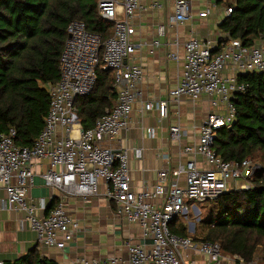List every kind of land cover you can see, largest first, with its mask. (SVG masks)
Wrapping results in <instances>:
<instances>
[{
	"label": "built area",
	"instance_id": "built-area-1",
	"mask_svg": "<svg viewBox=\"0 0 264 264\" xmlns=\"http://www.w3.org/2000/svg\"><path fill=\"white\" fill-rule=\"evenodd\" d=\"M221 1L226 5L224 17L230 16L235 4L227 3L232 0ZM167 2L174 8L169 26L175 27L193 17L192 0H99L100 15L115 24L113 36L105 42L100 34L89 31L83 21H72L61 55L60 80L50 86L51 102L45 128L31 147L16 143L15 128L0 134V191L4 192L0 196V208L9 206L25 214L22 222H28L36 232L39 248L64 249L75 238L80 223L66 207L67 196H95L104 181L117 216L138 223L144 240L149 241V245L126 243L129 264H186L181 249L208 256L209 264H220L222 260L246 264L238 256L225 254L218 242L182 236L172 232L170 224L187 217L191 210L196 211V202L217 198L234 188L250 189L261 171L262 166L250 158L224 160L213 145L217 131L232 126L235 121L234 99L238 92L245 90L237 76L264 71V42L247 46L229 35L218 42L191 36L184 42L183 72L176 86L169 90L167 97L145 103V110L155 109L161 119H167L171 103L183 96L192 100L202 95L211 98L213 111L200 126L198 143L184 148L186 153L201 156L202 165L196 159H189L175 168L161 169L152 189L133 191L128 165L130 149L111 146L120 132L129 127L134 104L142 95L144 69L132 59L136 51L133 19L139 11L160 10ZM209 13L210 9L201 11L200 17H207ZM164 30L165 26L161 25L158 33L163 34ZM154 45L159 46L160 40H155ZM101 53L104 68L115 73L118 98L92 128L85 130L75 101L93 90ZM170 57L179 58L176 52ZM170 132L173 140L182 136L177 123L171 125ZM148 134L154 137L155 128H149ZM135 154L142 157V148H136ZM41 162L45 163L40 173L45 186L61 193L56 206L48 213L39 212L46 209L45 203L40 206L35 200H29V189L34 185L36 168ZM0 264L5 261L0 260ZM77 264H120V259L83 257ZM249 264H264V261Z\"/></svg>",
	"mask_w": 264,
	"mask_h": 264
},
{
	"label": "trees",
	"instance_id": "trees-1",
	"mask_svg": "<svg viewBox=\"0 0 264 264\" xmlns=\"http://www.w3.org/2000/svg\"><path fill=\"white\" fill-rule=\"evenodd\" d=\"M234 4L233 13L219 25L222 31L247 46L264 42V0ZM98 7L99 0H0V134L15 128L16 143L33 146L45 128L50 86L60 80L71 22L83 21L103 42L114 34V22L102 17ZM237 81L245 90L234 99L235 121L217 131L213 148L224 160L250 158L262 169L250 189L234 188L196 202L209 205L208 232L197 239L218 242L225 254L249 264L264 261V71L240 73ZM117 98L115 73L104 68L101 53L93 90L75 101L83 129L92 128ZM172 224V232L190 236ZM5 264L59 263L35 248Z\"/></svg>",
	"mask_w": 264,
	"mask_h": 264
},
{
	"label": "crops",
	"instance_id": "crops-1",
	"mask_svg": "<svg viewBox=\"0 0 264 264\" xmlns=\"http://www.w3.org/2000/svg\"><path fill=\"white\" fill-rule=\"evenodd\" d=\"M192 1L193 17L175 27L169 26L170 18L174 14L171 2H167L160 10L139 11L133 19L136 28L133 36L136 51L132 59L142 64L144 69V78L140 85L142 95L134 104L129 127L122 130L111 145L114 148L130 149L128 165L133 191L152 189L161 169L175 168L189 159H196L199 165L203 164L201 156L186 153L184 148L199 141L200 126L213 111L209 96L202 95L197 100L181 97L178 102L171 103L167 119H161L155 109L145 110L146 102L167 97L169 90L180 80L184 66L183 46L187 39L197 36L218 42L227 37L219 26L225 16L224 3L222 5L221 0ZM207 9H210L209 15L200 17V12ZM161 25L165 26L163 34L158 33ZM155 40H160L159 46L154 45ZM172 52H176L179 58H171ZM176 123L182 130L179 140L171 138L170 127ZM149 128H155L154 137L149 136ZM136 148H142V157L135 154ZM44 168V162L37 165L34 185L29 189V200L33 199L40 206L43 203L47 206L46 209H39L40 213H48L54 208L58 196L61 195L58 189L45 186L40 175ZM180 184H184L183 178ZM107 189L106 183L101 181L99 193L95 196H67L66 207L71 216L80 223V229L64 249L39 248L36 232L28 222H22L25 214L9 206L1 207L0 260L13 261L37 248L43 256L59 264H77L83 257L101 260L116 257L120 259V264H129L126 243L132 241L149 245V241L144 240L138 223L117 216L115 203L107 197ZM0 196H4L3 191H0ZM195 208L200 209L198 204ZM174 222L175 220L171 224ZM175 227L180 229L179 224H175ZM180 253L186 264H209L208 256L193 250L181 249ZM220 264L237 263L235 260H222Z\"/></svg>",
	"mask_w": 264,
	"mask_h": 264
},
{
	"label": "rangeland",
	"instance_id": "rangeland-1",
	"mask_svg": "<svg viewBox=\"0 0 264 264\" xmlns=\"http://www.w3.org/2000/svg\"><path fill=\"white\" fill-rule=\"evenodd\" d=\"M215 2L217 0H214ZM220 3H224V1H221ZM227 3H235V0H232L231 2ZM226 3V4H227ZM253 162L254 159H252ZM197 205V204H196ZM199 210L192 211L187 217H180L172 224L173 227H175V224H179L180 229L184 230L188 235H190L193 238H202L204 237L209 229V224L206 222V216L208 215V209L209 205L207 203L198 204ZM178 228V227H175ZM198 240V239H197ZM200 241V240H199Z\"/></svg>",
	"mask_w": 264,
	"mask_h": 264
},
{
	"label": "water",
	"instance_id": "water-1",
	"mask_svg": "<svg viewBox=\"0 0 264 264\" xmlns=\"http://www.w3.org/2000/svg\"><path fill=\"white\" fill-rule=\"evenodd\" d=\"M229 128H231V126Z\"/></svg>",
	"mask_w": 264,
	"mask_h": 264
}]
</instances>
